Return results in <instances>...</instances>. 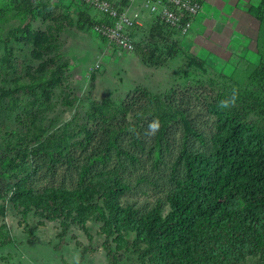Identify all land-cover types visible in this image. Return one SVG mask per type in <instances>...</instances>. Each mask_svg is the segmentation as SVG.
<instances>
[{
    "label": "trees",
    "instance_id": "trees-1",
    "mask_svg": "<svg viewBox=\"0 0 264 264\" xmlns=\"http://www.w3.org/2000/svg\"><path fill=\"white\" fill-rule=\"evenodd\" d=\"M34 1L15 3L17 11L24 13V20L7 32L0 56V105L15 115L22 128V133L8 132L16 139L6 140L5 148L0 149V168H8L3 174L15 175L7 182L12 203L24 210L40 211L51 220L66 218L82 225L88 213L98 212L108 264H126L123 253L134 254L139 264H244L249 256L255 258V264H264V117H251L253 110L264 107V96L248 92L240 94L239 103L227 107L209 104L216 119L205 133L172 96L153 94L137 86L135 92H139L142 103L135 110L131 103L116 105L110 98L93 102L86 110V121L94 122L93 126L77 121L69 133L48 136L56 141L55 151L46 152L42 165L29 163L30 155L43 149H31L36 138L31 133L42 132L39 117L57 104L53 98L55 89L63 87L70 68L69 60L58 50L60 36L56 32L69 18L52 8L48 0ZM119 1L121 9L128 6V0ZM6 9L0 6V20L6 16ZM254 9L259 18L263 17L262 4ZM85 13L93 26L97 19L87 10ZM151 16L153 27L165 39L180 36L158 16ZM35 18L55 25L34 28ZM150 37L147 34L136 41L134 50L141 60L157 66L165 60L159 53V41ZM11 38L31 47L30 55L36 64L14 55L7 43ZM149 38L151 42L147 41ZM261 69L264 75L263 65ZM238 95L237 89L231 92L232 97ZM76 102V96L60 98L66 107L76 106ZM131 110L139 123L127 118ZM151 121H158L159 129L147 143L137 126ZM173 124L180 125L175 147L170 140ZM94 127L101 128L104 141L100 148L92 146L95 150H89ZM78 131L83 136L70 141ZM122 131L132 134L125 133L131 139L128 147L120 141L124 140L120 137ZM76 145L74 151L79 148L84 152L72 187L59 183L40 189L29 183L39 168L53 167L54 154H64L65 163L71 165L76 159L71 152ZM111 150L117 158L123 156L130 163L140 161V151L148 154L152 166L159 167L169 159L165 213L164 202L160 201L145 216H138L135 208L119 203L122 164L107 172L99 168L98 176L113 175L111 181L95 180L98 176L92 175L93 169L98 162L106 163Z\"/></svg>",
    "mask_w": 264,
    "mask_h": 264
},
{
    "label": "rangeland",
    "instance_id": "rangeland-1",
    "mask_svg": "<svg viewBox=\"0 0 264 264\" xmlns=\"http://www.w3.org/2000/svg\"><path fill=\"white\" fill-rule=\"evenodd\" d=\"M19 1L0 0V6L7 8L6 16L0 20V56L3 54V40L7 32L24 20V13L14 7ZM48 1L52 8L61 10L69 18L56 32L60 36L58 50L69 60L70 68L63 87L55 89L53 98L57 104L39 117L38 125L42 132L31 133V136H36L30 145L31 149H43L36 155L32 153L34 155H30L32 161L29 160V163L42 165L46 152L55 151L56 141L48 136L69 133L77 121L93 126L94 122L86 121V110L93 102L100 103L110 98L116 105L131 103L135 110L142 103L139 92H135L137 86L149 89L153 94L172 96L171 99L182 105L193 123L205 133L216 119L209 104H221L222 101L236 104L241 101L240 94L248 92L264 96V75L261 69L264 66V14L259 18L254 9L261 4L264 6V0H201V9L194 17L191 28L176 39H165L153 27L152 14L144 12L141 18L136 17L140 23L135 18L137 25L134 38L138 41L149 34L150 38L159 41V53L165 61L157 66L141 60L135 50L120 49L97 33L85 12L87 10L95 19L101 15L82 0ZM135 8L143 10L140 5ZM32 25L34 28L48 29L55 23L35 18ZM150 38L147 41L151 42ZM7 43L15 56L26 60V63L36 64L28 44L15 38ZM235 89L239 95L233 100L231 92ZM66 95L76 96L77 105L63 106L60 98ZM134 110L129 112L127 118L132 123H139L138 119L133 118ZM251 117H264V107L253 110ZM148 125L137 126L147 143L152 135L148 132ZM0 127V149L5 148L6 140L16 139V136L8 132L22 133L15 115L4 110L2 105ZM94 130L89 150L100 148L104 141L101 128L94 127ZM125 133L132 134L128 131L120 134L124 138L120 139L121 143L128 147L131 139ZM179 133L180 125L173 124L170 140L174 147ZM83 134L78 131L69 140L81 138ZM10 147L13 148L14 143ZM76 147L71 151L76 156L71 165L65 163L67 157L64 154H54L53 167L42 166L30 177L29 183L40 189L59 183L72 187L84 152L79 148L74 151ZM9 151L6 149V154ZM137 154L140 161L130 163L123 156L117 158L111 150L110 158L106 163L98 162L92 175H100L99 168L107 172L122 164L119 178L123 191L119 195V203L135 208L138 216H145L160 201L164 202L162 212L165 213L169 159L156 167L152 166L147 153L140 151ZM28 165L24 166L28 169ZM4 170L8 171V168L1 166L0 264H108L103 246L105 236L100 230L102 221L98 212L88 213L82 225L66 218L51 220L40 211L24 210L9 199L7 182L15 175L7 176L3 174ZM112 179L113 175L110 174L95 178L97 182H109ZM122 261L126 264H139L136 256L131 253H123ZM244 264H255V258L247 257Z\"/></svg>",
    "mask_w": 264,
    "mask_h": 264
},
{
    "label": "built area",
    "instance_id": "built-area-1",
    "mask_svg": "<svg viewBox=\"0 0 264 264\" xmlns=\"http://www.w3.org/2000/svg\"><path fill=\"white\" fill-rule=\"evenodd\" d=\"M82 1L101 15L93 29L118 48L130 51L136 46L133 27L137 22L128 14L127 9L134 2H141L144 9L158 16L163 24L180 35L189 31L202 6L200 0H128V6L121 9L119 0Z\"/></svg>",
    "mask_w": 264,
    "mask_h": 264
},
{
    "label": "crops",
    "instance_id": "crops-1",
    "mask_svg": "<svg viewBox=\"0 0 264 264\" xmlns=\"http://www.w3.org/2000/svg\"><path fill=\"white\" fill-rule=\"evenodd\" d=\"M135 3V2H134ZM131 4V6L127 9V12H128V14L133 18V19H135L136 17H140L141 18V16L143 15L144 16V12H145V14H148V15H151L146 9H144L143 7H142V5H141V2H137V3H135V4ZM136 5H140L141 7H142V9L144 10H138V9H136L135 8V6ZM136 20L140 23V19H137L136 18Z\"/></svg>",
    "mask_w": 264,
    "mask_h": 264
},
{
    "label": "clouds",
    "instance_id": "clouds-1",
    "mask_svg": "<svg viewBox=\"0 0 264 264\" xmlns=\"http://www.w3.org/2000/svg\"><path fill=\"white\" fill-rule=\"evenodd\" d=\"M235 99V97L233 96V100ZM228 106V102L227 101H222L220 104V107H227ZM159 129V122L158 121H152L149 123L148 125V132L149 134H155V132Z\"/></svg>",
    "mask_w": 264,
    "mask_h": 264
}]
</instances>
